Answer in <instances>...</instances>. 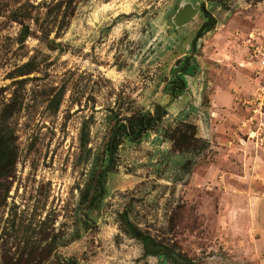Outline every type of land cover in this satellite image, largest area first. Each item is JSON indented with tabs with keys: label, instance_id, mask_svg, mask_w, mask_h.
I'll use <instances>...</instances> for the list:
<instances>
[{
	"label": "rangeland",
	"instance_id": "rangeland-1",
	"mask_svg": "<svg viewBox=\"0 0 264 264\" xmlns=\"http://www.w3.org/2000/svg\"><path fill=\"white\" fill-rule=\"evenodd\" d=\"M257 44L264 0H0V134L15 154L0 264H173L123 211L192 264H264V182L236 176V142L264 136V106L244 103L264 73ZM157 105L166 114L122 139L90 202L116 121ZM258 126L262 140L248 135Z\"/></svg>",
	"mask_w": 264,
	"mask_h": 264
},
{
	"label": "trees",
	"instance_id": "trees-1",
	"mask_svg": "<svg viewBox=\"0 0 264 264\" xmlns=\"http://www.w3.org/2000/svg\"><path fill=\"white\" fill-rule=\"evenodd\" d=\"M182 80L183 79H180V81ZM170 90L172 91L171 87ZM179 90H181V87ZM165 114L166 109L161 105H157L156 110L153 112L133 111L130 115L116 121L104 151L106 155V164L97 176V193L91 197L90 202L94 201L97 197H100L103 194V184L101 178L105 175V173L110 171V162L113 159V156L116 153L122 139L127 137L130 140H140L142 135L157 124ZM189 130L192 131V135L188 134ZM195 130L196 126L194 124H185V131L179 130L178 137H181V140L188 142L189 139L194 137ZM4 137V134H0V179L6 174L7 170L15 161V154L9 148L10 142ZM170 140L174 147L178 148L180 146V140L177 136L170 135ZM122 218L128 229L133 228L132 224L128 222L126 212L122 213Z\"/></svg>",
	"mask_w": 264,
	"mask_h": 264
},
{
	"label": "crops",
	"instance_id": "crops-1",
	"mask_svg": "<svg viewBox=\"0 0 264 264\" xmlns=\"http://www.w3.org/2000/svg\"><path fill=\"white\" fill-rule=\"evenodd\" d=\"M264 135V134H263ZM238 144L239 151L241 152L242 159V173L236 176L243 181L245 179L248 182H264V136L263 141L258 144L259 147L253 148L250 145L244 146L243 144ZM262 166L261 171H257L258 166Z\"/></svg>",
	"mask_w": 264,
	"mask_h": 264
},
{
	"label": "built area",
	"instance_id": "built-area-1",
	"mask_svg": "<svg viewBox=\"0 0 264 264\" xmlns=\"http://www.w3.org/2000/svg\"><path fill=\"white\" fill-rule=\"evenodd\" d=\"M253 52H258V54H256V57H258V68H260L261 70H264V50H263V47L262 45L260 44H257L254 49H253ZM260 56V57H259ZM259 74L258 78V86L255 90V92L249 96L247 99L244 100V103L246 104H250V105H256L258 106L259 108H262L264 106V73H261V72H257V75ZM255 111H257L256 108L253 109V113H255ZM252 116H249L248 118H246V120L242 123V126L245 124V123H249V121H252ZM262 127L261 126H258L257 129L255 130H251L250 132L248 131V135L250 137H256L257 135V138L258 140H262Z\"/></svg>",
	"mask_w": 264,
	"mask_h": 264
},
{
	"label": "flooded vegetation",
	"instance_id": "flooded-vegetation-1",
	"mask_svg": "<svg viewBox=\"0 0 264 264\" xmlns=\"http://www.w3.org/2000/svg\"><path fill=\"white\" fill-rule=\"evenodd\" d=\"M205 13H206V16L208 17L209 14H208L206 11H205ZM208 22H209V20H208ZM208 22H207V23H208ZM201 27H203V26H201ZM201 27H200V29H201ZM200 29H199V30H200ZM199 30H198V31H199ZM188 66H189V61H188L187 58H185L184 63H183V65L181 66V69H180V70H182L183 73H185V72H187ZM171 88H173V86H172ZM183 90H184V86H181V90H180V91H183ZM171 96H172L171 99H172V98H175V96H174L173 93L171 94ZM162 106L166 109V107H165L164 105H162ZM123 212H126V211H123ZM123 212H122V213H123ZM126 214H127V212H126ZM121 217H122V214H121ZM127 218H128V215H127ZM122 220H123V218H122ZM123 222H124V220H123ZM128 222L131 223L130 220H129V218H128ZM131 224H132V223H131ZM124 225H125V227H126V229L128 230L129 233L133 234L136 238L140 239V240L143 242L144 249H145V251H146L148 254H153V255H158V256H164V257H166V258H169V257H170V258H172V260H173V264H192L189 260L184 259V258H182L181 256H179L178 254H175L174 252H172L167 246H165V245H163V244H160V243L156 242V241L153 240L150 236H146V235L142 234V232H140L139 230H137V229L133 226V224H132V227H133V228H129L131 231L128 229V227L126 226L125 222H124ZM134 229H136V230H134ZM144 237H145V238H144ZM148 240H151V241L153 242L154 245L164 246V247L166 248V251H162V250H159V251H157V252L149 251V250L146 248V243H147ZM176 256H178L179 259L185 260L186 262H180V261H177V259L175 258Z\"/></svg>",
	"mask_w": 264,
	"mask_h": 264
},
{
	"label": "water",
	"instance_id": "water-1",
	"mask_svg": "<svg viewBox=\"0 0 264 264\" xmlns=\"http://www.w3.org/2000/svg\"><path fill=\"white\" fill-rule=\"evenodd\" d=\"M191 13H192V10L190 6L189 5L184 6L183 10L181 11V14L178 17L179 22H184L186 17L189 16ZM210 24H211V20L207 23V25H210ZM202 30H203V27H201V29L197 32V35L195 36L194 41H193V47H194V43L198 35L201 33ZM146 248L152 252H157L159 250L166 251V248L164 246L154 245L151 240L147 241ZM175 258L177 259V261L186 262L185 260L179 259L178 256H176Z\"/></svg>",
	"mask_w": 264,
	"mask_h": 264
}]
</instances>
